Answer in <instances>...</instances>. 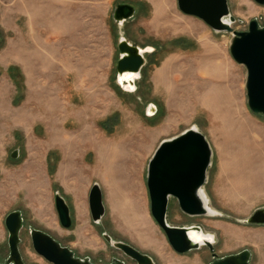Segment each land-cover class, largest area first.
Wrapping results in <instances>:
<instances>
[{
    "label": "rangeland",
    "instance_id": "374dc122",
    "mask_svg": "<svg viewBox=\"0 0 264 264\" xmlns=\"http://www.w3.org/2000/svg\"><path fill=\"white\" fill-rule=\"evenodd\" d=\"M227 1L234 30H247L252 19L264 26V6ZM118 3L135 7L122 24L112 18ZM42 17L47 26L39 23ZM120 37L154 49L144 55L133 92L116 82ZM230 39L231 33L182 13L177 0H0V264L9 255L4 220L14 210L23 217L19 250L26 264H52L34 251L31 228L93 264L115 258L136 264L103 232L156 264H210L207 246L183 254L172 249L151 215L146 185L148 162L160 141L192 127L212 149L203 189L219 215L188 216L170 198L168 223L195 224L214 234L217 258L248 249L250 264H264V224L246 222L264 208V115L248 108L245 68L231 57ZM166 65L173 68L169 79L163 76ZM205 92L214 101L199 106ZM54 133L69 154L66 187L53 180L60 159L48 147ZM99 136L115 148L107 155L111 167H96L92 147L84 145ZM95 182L105 206L98 224L87 206L79 213L74 202L78 195L87 200ZM56 192L70 208L69 228L59 222ZM120 197L136 203L137 219L126 221Z\"/></svg>",
    "mask_w": 264,
    "mask_h": 264
},
{
    "label": "water",
    "instance_id": "95a60500",
    "mask_svg": "<svg viewBox=\"0 0 264 264\" xmlns=\"http://www.w3.org/2000/svg\"><path fill=\"white\" fill-rule=\"evenodd\" d=\"M253 1L264 6V0ZM177 6L182 13L201 19L213 30L231 33L229 52L233 60L245 68L244 86L248 108L255 114L264 115V26H260L256 19H252L247 30H234L231 24L235 22V18L230 14L227 0H177ZM134 14L133 5L118 3L113 9L112 18L118 24H122L131 19ZM224 18L228 21L225 22ZM117 48L119 56L116 63V82L122 88L119 78L127 73L140 74L145 65L144 55L153 52L154 49L150 46L134 45L124 37L118 39ZM125 83L134 84L130 78L127 82L125 80ZM149 107L151 111L148 113L155 114L154 105L150 104ZM18 154L19 150L16 149L10 156L15 159ZM211 156L212 149L209 142L198 129L192 127L161 140L148 162L146 185L150 212L164 232L170 246L178 254L207 246L212 253V258H216L210 241L204 240V244H200L193 242L189 237V232L201 230L199 225L177 226L167 221L170 198L176 199L181 211L188 216L208 214L200 191L206 182ZM54 198L60 224L64 228H69L72 223L70 208L58 192L55 193ZM88 205L92 221L98 224L105 214V206L102 190L96 182L89 190ZM246 222L264 224V208L255 210ZM4 225L8 232L9 248V255L4 264H26L19 250L21 241L19 234L23 227L21 211L14 210L8 213ZM102 236L136 264H156L150 255L141 252L130 243L114 240L106 232H103ZM30 237L34 251L52 264H93L88 258L76 257L69 247L61 245L42 230L31 228ZM250 256V251L244 249L236 254L216 258L210 264H250ZM111 264H124V262L115 258Z\"/></svg>",
    "mask_w": 264,
    "mask_h": 264
},
{
    "label": "crops",
    "instance_id": "0c3cea01",
    "mask_svg": "<svg viewBox=\"0 0 264 264\" xmlns=\"http://www.w3.org/2000/svg\"><path fill=\"white\" fill-rule=\"evenodd\" d=\"M44 8H46V7H44V5H42V9L40 10V12H45L47 10V8L46 9H44ZM44 20H45L44 17L40 18L39 19V23L42 24V25L47 26L48 24H45ZM51 29H53V28H51ZM47 58H48V54H47ZM47 62H49V61L47 60ZM52 80H54V79L52 78ZM59 133H61V132H59ZM60 136H61L60 134L54 133L53 140L52 141L49 140L48 147H53V149H56L57 155L59 156L58 158H60L59 162L57 164V169H56V171H55V173L53 175V180L56 183H58L59 185H61L63 187H66V178H67L66 173H68V170L66 168V158L68 159L69 154L66 151V144H64V142H60L61 141L60 138H59ZM49 137H50V135H49ZM85 141H87V143H85ZM79 145L80 144H78V142L74 143V144L71 143L70 147L75 149ZM84 145L85 146L89 145L90 147H92L91 149L95 153V156H96V164H95L96 167H99V166L104 165V164L106 166L110 165V163H111L110 161L111 160L108 159L107 155L111 151L113 152V149H115L114 147L111 146V139L109 141L108 140H104L103 141V140H100V136H99L98 138H94V139L90 138V139L84 140ZM72 155L78 156V154H75V153L71 154V157H72ZM98 155H100V156L104 155V157L98 158L97 157ZM110 167H111V165H110ZM97 170H99V169L97 168ZM71 171H73V170L71 169ZM76 180H77V178H76ZM121 187H122V185H121ZM88 195H89V192H88ZM83 199H84L83 196L79 197V195L77 197H75V199H74V202L76 204V211L79 212V213L80 212L81 213L84 212V209H85L86 206L89 209L88 197H87V200L86 199L83 200ZM123 199L126 200V198H121V200H123ZM125 203L127 205L128 204V200L127 201H122V203H121V204H123L124 210L126 209ZM89 212H90V210H89ZM90 218H91V215H90Z\"/></svg>",
    "mask_w": 264,
    "mask_h": 264
},
{
    "label": "bare ground",
    "instance_id": "6f19581e",
    "mask_svg": "<svg viewBox=\"0 0 264 264\" xmlns=\"http://www.w3.org/2000/svg\"><path fill=\"white\" fill-rule=\"evenodd\" d=\"M40 10V9H39ZM225 22H227L228 20L226 19V18H224L223 19ZM151 49V48H150ZM149 49V50H150ZM201 64H202V62H200ZM199 63V64H200ZM200 64V65H201ZM173 68H171V65H166L165 66V68H164V70H165V75H163V76H165V79H169V77H168V73L170 74V71L172 70ZM164 73V72H163ZM162 76V77H163ZM132 79L133 80V82H134V84L133 85H129L128 83H125V80H126V82H127V80L128 79ZM138 78H140V74H136V75H131V74H124L123 76H121L120 78H119V84L122 86V88L124 89V90H126V91H129V92H133V91H135L136 90V88H135V81L138 79ZM163 81H164V79H163ZM212 100L214 101V99H213V96H212V94H210V93H208V92H205V93H202L200 96H199V98H198V102H197V104L200 106H204V105H208L210 102H212ZM224 102H225V100H224ZM225 104V103H224ZM221 108V107H220ZM219 109V108H218ZM221 110H222V108H221ZM223 110H225V109H223ZM151 111V108L149 107L148 108V112H150ZM151 114V113H150ZM149 114V115H150ZM217 114H219V113H217ZM226 120V119H225ZM231 120H233V119H231ZM240 121V120H239ZM238 122V121H237ZM194 129H197L196 127H193ZM74 144V143H73ZM125 148V147H124ZM125 150H126V148H125ZM127 151V150H126ZM263 172H264V170H263ZM13 177V176H12ZM260 177V176H259ZM264 177V176H263ZM10 180V179H9ZM262 180V179H261ZM20 183V182H19ZM11 186H13V185H11ZM260 187V186H259ZM7 189V188H6ZM6 193V192H5ZM6 196V195H5ZM200 196H201V198H202V200L204 201V203H205V205H206V207H207V210H208V214H207V216H211V217H215V216H217V215H219V212L217 211V210H215L214 208H212L211 206H210V204H209V199H208V197H207V195H206V193H205V191H204V189L202 188L201 189V191H200ZM132 197V196H131ZM2 199H4V198H2ZM135 199V198H134ZM125 201H127V200H125ZM125 205H126V203H125ZM124 205V206H125ZM125 219H126V221H128V222H131V221H134L135 219H137V205H136V203H134L133 201H128V204L126 205V209H125ZM124 214V213H123ZM124 217V216H123ZM189 237L191 238V240L193 241V242H199L200 244H204V240H208V241H210L212 244H214L215 243V241H216V239H215V236H214V234H212V233H209V232H206V231H204L202 228H201V230H199V231H191V232H189Z\"/></svg>",
    "mask_w": 264,
    "mask_h": 264
},
{
    "label": "flooded vegetation",
    "instance_id": "af4514ba",
    "mask_svg": "<svg viewBox=\"0 0 264 264\" xmlns=\"http://www.w3.org/2000/svg\"><path fill=\"white\" fill-rule=\"evenodd\" d=\"M211 256H212V253H211ZM217 258V257H216ZM216 258H212V261L214 260V259H216Z\"/></svg>",
    "mask_w": 264,
    "mask_h": 264
}]
</instances>
